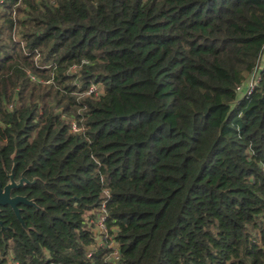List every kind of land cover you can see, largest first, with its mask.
<instances>
[{
	"label": "trees",
	"instance_id": "1",
	"mask_svg": "<svg viewBox=\"0 0 264 264\" xmlns=\"http://www.w3.org/2000/svg\"><path fill=\"white\" fill-rule=\"evenodd\" d=\"M263 56L264 0H0V184L34 204L0 264H264Z\"/></svg>",
	"mask_w": 264,
	"mask_h": 264
},
{
	"label": "water",
	"instance_id": "2",
	"mask_svg": "<svg viewBox=\"0 0 264 264\" xmlns=\"http://www.w3.org/2000/svg\"><path fill=\"white\" fill-rule=\"evenodd\" d=\"M8 179L5 186L2 187L0 184V207L9 206L22 228L26 229L19 215L17 206L20 204L34 206V204L24 196L12 197V190L21 187L24 183H27V181L25 179H20L18 182H15L12 172L8 175Z\"/></svg>",
	"mask_w": 264,
	"mask_h": 264
},
{
	"label": "built area",
	"instance_id": "3",
	"mask_svg": "<svg viewBox=\"0 0 264 264\" xmlns=\"http://www.w3.org/2000/svg\"><path fill=\"white\" fill-rule=\"evenodd\" d=\"M253 76H255V75H252L251 78H252ZM256 78H257V77H255V78L253 79V83H252L251 85H248L246 88L244 87L243 89L239 88L238 91H243V90H245V89L248 90L249 88H251V87L255 84ZM72 129H73V131H76V127H75V125H72ZM94 224H95V226H96V228H97L98 234H100L101 236H106V235H107V230H106V227H105V224H104V216H100V217H98ZM109 246H110L111 248H115V245H114L113 243H111V242H110ZM112 258H113V260H115V261L118 260V258H119V253H118V250H117V249L114 250V252H113V254H112Z\"/></svg>",
	"mask_w": 264,
	"mask_h": 264
},
{
	"label": "rangeland",
	"instance_id": "4",
	"mask_svg": "<svg viewBox=\"0 0 264 264\" xmlns=\"http://www.w3.org/2000/svg\"><path fill=\"white\" fill-rule=\"evenodd\" d=\"M263 62H264V56H263V59L260 60L259 65H262ZM254 78H255V76H253L252 78H250V79L246 82V84H245V88H246L248 85H251V84L253 83V79H254ZM241 94H242V91H239V92H238V96H241Z\"/></svg>",
	"mask_w": 264,
	"mask_h": 264
}]
</instances>
